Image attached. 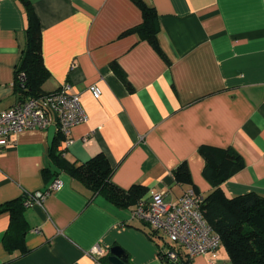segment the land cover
<instances>
[{"label": "crops", "instance_id": "crops-1", "mask_svg": "<svg viewBox=\"0 0 264 264\" xmlns=\"http://www.w3.org/2000/svg\"><path fill=\"white\" fill-rule=\"evenodd\" d=\"M143 1L157 13L161 52L129 31L142 21L132 0H31L48 70L42 91L68 82L87 118L70 128L68 145L51 125L12 134L0 151V205L62 180L42 205H24V246L4 247L10 214L0 213V264H110L113 246L128 264H166L164 244L131 216L132 204L122 208L92 195L56 164L49 155L56 135L64 159L80 163L103 153L112 181L124 189L144 185V199L162 191L175 200L194 185L208 194L200 146L240 155L242 167L220 185L225 195H264V0ZM25 26L21 3L0 0V111L20 99L15 71ZM182 162L192 184L175 179ZM94 245L104 251L98 258L89 252ZM187 264L211 258L201 254ZM214 264H230L223 245Z\"/></svg>", "mask_w": 264, "mask_h": 264}, {"label": "trees", "instance_id": "trees-1", "mask_svg": "<svg viewBox=\"0 0 264 264\" xmlns=\"http://www.w3.org/2000/svg\"><path fill=\"white\" fill-rule=\"evenodd\" d=\"M18 1L26 15L25 45L15 71L16 88L22 97L43 92L41 85L48 76V70L43 63L41 27L32 2ZM132 1L140 7L142 21L129 31L136 32L141 39H146L161 52L157 43L159 23L156 11L143 0ZM19 74L25 77L23 83L19 80ZM57 139L58 135L49 148V155L64 171L91 190L92 195H101L114 205L125 208L134 204L147 191V188L140 184L127 189L117 186L111 179L114 168L103 153L80 163L69 162L56 150ZM198 151L206 161L202 174L212 185V190L203 195L201 209L205 219L220 234L230 264H264V195L256 192L231 197L225 195L221 183L243 165L240 155L233 148L200 146ZM174 176L179 182L192 184L190 169L186 162L178 165L174 170ZM194 189L198 192L195 185ZM25 197L26 194L23 192L21 197L0 205V213L10 214V224L3 236L4 247L8 250L24 246ZM21 252L24 253L25 249L23 248ZM161 257L166 264L188 263V260L171 261L163 255Z\"/></svg>", "mask_w": 264, "mask_h": 264}, {"label": "built area", "instance_id": "built-area-1", "mask_svg": "<svg viewBox=\"0 0 264 264\" xmlns=\"http://www.w3.org/2000/svg\"><path fill=\"white\" fill-rule=\"evenodd\" d=\"M24 79V75L19 74L20 82L23 83ZM89 90L99 98L101 90L96 84L90 85ZM86 118L79 94L72 91L68 82L54 91L22 96L0 111V151L10 142L12 134L51 125L68 145L71 142L68 137L70 128ZM61 186L62 180L56 177L44 190L24 191V205H42L46 197ZM164 196L165 192L156 191L149 199L139 198L131 205V216L150 227L152 237L164 244L160 247V254L168 260L189 261L198 255L209 254L211 264H214L222 238L203 215V195L189 187L175 200H165ZM89 252L97 258L104 254L98 245L92 246Z\"/></svg>", "mask_w": 264, "mask_h": 264}, {"label": "water", "instance_id": "water-1", "mask_svg": "<svg viewBox=\"0 0 264 264\" xmlns=\"http://www.w3.org/2000/svg\"><path fill=\"white\" fill-rule=\"evenodd\" d=\"M107 258L110 264H128L126 253L118 246L110 248Z\"/></svg>", "mask_w": 264, "mask_h": 264}]
</instances>
